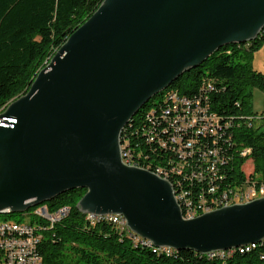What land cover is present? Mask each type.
Wrapping results in <instances>:
<instances>
[{"label":"water","instance_id":"1","mask_svg":"<svg viewBox=\"0 0 264 264\" xmlns=\"http://www.w3.org/2000/svg\"><path fill=\"white\" fill-rule=\"evenodd\" d=\"M264 0H103L0 114V213L86 189L155 246L206 254L264 239V196L185 219L169 180L124 163L123 129L223 46L256 39Z\"/></svg>","mask_w":264,"mask_h":264},{"label":"trees","instance_id":"2","mask_svg":"<svg viewBox=\"0 0 264 264\" xmlns=\"http://www.w3.org/2000/svg\"><path fill=\"white\" fill-rule=\"evenodd\" d=\"M103 0H0V108L24 93L39 70L100 6ZM264 43V30L250 42L223 46L198 67L185 71L163 92L149 100L123 129L121 136L125 152V134L136 135L145 116L166 94L178 90V97L193 98L205 78L222 83L224 90L211 95L214 110L224 116L249 115L255 125L244 124L233 130L239 147H250L247 156L231 150L232 159L226 167L227 179L243 187H264V114L254 113L253 89L264 92V71L254 67V59ZM240 103L238 106L237 103ZM137 136L133 138L136 140ZM254 163L246 171L248 159ZM130 163V158H126ZM143 162H152V155H143ZM146 168L140 164H133ZM155 169L181 177V168L167 161H155ZM157 172L158 171H154ZM173 184L171 176H165ZM86 189H72L46 204L52 211L70 208L69 214L53 228L46 230L39 243V253L45 264H264V246L245 247L225 259L207 257L192 250H176L166 255L158 247L137 245L119 226L109 221H93L77 204ZM227 203H220L223 206ZM183 213L189 209L181 205ZM16 216L21 213L12 214ZM205 212H194L201 215ZM35 222V218H33ZM33 225H35L33 223Z\"/></svg>","mask_w":264,"mask_h":264},{"label":"built area","instance_id":"3","mask_svg":"<svg viewBox=\"0 0 264 264\" xmlns=\"http://www.w3.org/2000/svg\"><path fill=\"white\" fill-rule=\"evenodd\" d=\"M224 86L216 80L205 78L199 94L193 98L178 97V90L166 94L164 104L151 110L144 118L136 135L125 134V155L131 164L149 166L158 174L171 176L175 196L180 205H186L190 212H209L220 208V203H246L248 198L264 196V187H243L227 179L226 167L232 159L231 150L244 157L250 147H239L233 139V130L244 124L248 127L261 121H249V115L224 116L213 109L211 95L220 93ZM240 106V103H237ZM10 104H4L3 113ZM255 111V110H254ZM254 113L264 114V110ZM137 136L136 140L133 138ZM143 155H152V162H143ZM155 161H167L181 168V177L171 172L155 169ZM70 208L50 211L46 204L38 205L32 215L35 225H26L20 219L0 222V264H45L39 253L43 233L65 218ZM93 221H109L133 239L135 244L158 247L166 255L175 253L167 246H155L152 241L134 233L126 219L119 214H87ZM245 246H264V239ZM245 246L216 250L207 257L225 259L233 256Z\"/></svg>","mask_w":264,"mask_h":264},{"label":"rangeland","instance_id":"4","mask_svg":"<svg viewBox=\"0 0 264 264\" xmlns=\"http://www.w3.org/2000/svg\"><path fill=\"white\" fill-rule=\"evenodd\" d=\"M254 67L258 69L259 71H264V43L260 49L259 52L256 53L255 59H254ZM253 96H252V105L253 109L255 111H263L264 110V92L260 90L259 88H254L253 89ZM254 163L253 161L249 158L246 163L244 164V168L246 171H249L252 169ZM37 208V206L30 208V210L27 213H33L34 210ZM16 214V213H12ZM10 213H0V221L6 220V219H11V220H21L23 223H34L32 215H16V216H10Z\"/></svg>","mask_w":264,"mask_h":264},{"label":"bare ground","instance_id":"5","mask_svg":"<svg viewBox=\"0 0 264 264\" xmlns=\"http://www.w3.org/2000/svg\"><path fill=\"white\" fill-rule=\"evenodd\" d=\"M20 95H18L17 97H15L14 99H12L11 101H9L8 103H6V104H11L15 99H17L18 97H19ZM3 109H4V105L0 108V114H1V111H3ZM121 154H122V157H124V155H125V152H124V149H123V147H122V142H121ZM123 159V161H124V163H126V164H128V165H130V163H129V161H127V159L126 158H122ZM132 166H136V165H133V164H131ZM136 167H138V166H136ZM142 168V167H141ZM144 169H146V168H144ZM147 170H149V169H147ZM150 171H152V170H150ZM152 172H154V171H152ZM155 174H157L158 176H160L161 178H165L162 174H158L157 172H154ZM167 179V178H166ZM168 180V179H167ZM170 181V180H169ZM172 184V183H171ZM172 186H173V184H172ZM255 198H248V199H246V202H249V201H251V200H254ZM230 205H233V203H227V204H225V205H223V206H220V208H222V207H224V206H230ZM181 206V205H180ZM181 209H182V207H181ZM7 210V212L9 211V209H6ZM30 209H28L27 211H25V212H28ZM63 211V210H62ZM182 212H183V210H182ZM204 214V213H203ZM197 216H199V215H197ZM196 215H194V212H190V211H188V213L187 214H184L183 213V217L185 218V219H189V218H195V217H197ZM10 221H13V220H11V219H6V220H3V221H0V222H10ZM26 225H33V223H26ZM245 247H247V249L249 248V246H245ZM200 254H202V253H200ZM207 254V253H206ZM206 254H202V255H206Z\"/></svg>","mask_w":264,"mask_h":264}]
</instances>
